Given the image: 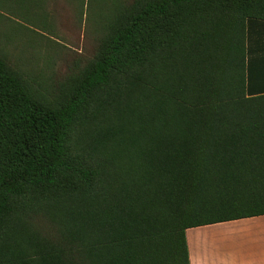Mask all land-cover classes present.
<instances>
[{
    "label": "trees",
    "instance_id": "trees-1",
    "mask_svg": "<svg viewBox=\"0 0 264 264\" xmlns=\"http://www.w3.org/2000/svg\"><path fill=\"white\" fill-rule=\"evenodd\" d=\"M87 2L48 96L0 53V264H190L187 229L264 215V0Z\"/></svg>",
    "mask_w": 264,
    "mask_h": 264
},
{
    "label": "rangeland",
    "instance_id": "rangeland-1",
    "mask_svg": "<svg viewBox=\"0 0 264 264\" xmlns=\"http://www.w3.org/2000/svg\"><path fill=\"white\" fill-rule=\"evenodd\" d=\"M18 1V2H17ZM45 0H0V53L19 70L24 79L40 94L48 96L60 76L74 61L93 56L102 27L105 9L87 0H48L36 26V6ZM129 3L131 0H111ZM15 2V3H14ZM17 2V3H16ZM110 6V3L108 4ZM25 26V27H24ZM243 221L221 225L213 237L221 242L241 240ZM228 240V241H227Z\"/></svg>",
    "mask_w": 264,
    "mask_h": 264
},
{
    "label": "crops",
    "instance_id": "crops-1",
    "mask_svg": "<svg viewBox=\"0 0 264 264\" xmlns=\"http://www.w3.org/2000/svg\"><path fill=\"white\" fill-rule=\"evenodd\" d=\"M257 63L255 77L259 85L264 81V66ZM261 63L263 65L264 60ZM237 221H243L244 225L239 232V242L233 238L221 242L213 237L216 229L230 222L187 229L185 235L190 264H264V215Z\"/></svg>",
    "mask_w": 264,
    "mask_h": 264
}]
</instances>
